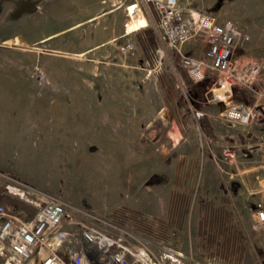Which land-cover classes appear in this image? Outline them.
Returning a JSON list of instances; mask_svg holds the SVG:
<instances>
[{
  "label": "rangeland",
  "instance_id": "rangeland-1",
  "mask_svg": "<svg viewBox=\"0 0 264 264\" xmlns=\"http://www.w3.org/2000/svg\"><path fill=\"white\" fill-rule=\"evenodd\" d=\"M180 3L245 30L234 61L264 57V0ZM132 5L151 20L127 34ZM155 22L144 0H0V205L28 219L55 198L69 205L67 230L95 229L132 253L263 264L250 214L264 191L263 83L237 96L261 108L252 123L225 121L228 91L210 72L192 81L174 51L157 54ZM126 39L133 57L118 51ZM182 49L201 58L205 43Z\"/></svg>",
  "mask_w": 264,
  "mask_h": 264
},
{
  "label": "built area",
  "instance_id": "built-area-1",
  "mask_svg": "<svg viewBox=\"0 0 264 264\" xmlns=\"http://www.w3.org/2000/svg\"><path fill=\"white\" fill-rule=\"evenodd\" d=\"M144 1L156 14V53L174 51L180 66L194 82L202 81L208 72L215 74L217 78L212 86L228 91L223 112L225 121L251 124L257 113L256 103L250 105L231 99L234 87L254 91L258 83H263L258 97L264 94V57L242 65L234 61L238 45L250 38L245 30L231 20L217 22L207 12L186 10L180 0ZM194 38L205 43L201 58L182 51L183 45ZM118 51L125 57L136 54L135 45L129 39L118 46ZM223 155L231 159L236 150L225 148ZM260 176L264 182V164ZM68 207L62 200L49 198L38 205L31 218L23 219L0 205V264H197L170 248L161 247L156 255L149 247L132 253L118 243L107 242L95 229L82 226L78 234L71 232L65 228L69 224ZM250 214L262 229L264 250V198L252 204ZM80 240L86 245L77 247Z\"/></svg>",
  "mask_w": 264,
  "mask_h": 264
},
{
  "label": "bare ground",
  "instance_id": "bare-ground-1",
  "mask_svg": "<svg viewBox=\"0 0 264 264\" xmlns=\"http://www.w3.org/2000/svg\"><path fill=\"white\" fill-rule=\"evenodd\" d=\"M126 10L128 11V16H129V20L125 24V31L127 34H131L133 32H136L140 29L147 27L148 23H147L146 18L142 14L141 15L139 14L140 10H137V13H136L135 5L130 6Z\"/></svg>",
  "mask_w": 264,
  "mask_h": 264
},
{
  "label": "trees",
  "instance_id": "trees-1",
  "mask_svg": "<svg viewBox=\"0 0 264 264\" xmlns=\"http://www.w3.org/2000/svg\"><path fill=\"white\" fill-rule=\"evenodd\" d=\"M146 32L150 33L149 29H147ZM152 33H153V37H154V39H155V34H154L153 30H152ZM154 39H153V40H154ZM150 43H152V44L154 45V43L152 42V39H151ZM203 81H204V80H203ZM203 81H200V82H203ZM211 83H212V82H211ZM199 86H200V85H199ZM232 95H233V100H234V101H237V102H243L242 99L238 100V99H237V96H238V95H244V96H246V95H247V91H246V89L244 90L243 88H240V87H234V88L232 89ZM234 95H236V97H235Z\"/></svg>",
  "mask_w": 264,
  "mask_h": 264
},
{
  "label": "crops",
  "instance_id": "crops-1",
  "mask_svg": "<svg viewBox=\"0 0 264 264\" xmlns=\"http://www.w3.org/2000/svg\"><path fill=\"white\" fill-rule=\"evenodd\" d=\"M125 11H126V9H125ZM146 20H147V22H150L151 19L147 16ZM143 29H144V28H143ZM243 62H244V61H239V62H237V63H239V64H243ZM245 62H246V61H245ZM260 193H261V191H260V189H258L257 194H260ZM261 196H262V198H264V191L262 192Z\"/></svg>",
  "mask_w": 264,
  "mask_h": 264
},
{
  "label": "water",
  "instance_id": "water-1",
  "mask_svg": "<svg viewBox=\"0 0 264 264\" xmlns=\"http://www.w3.org/2000/svg\"><path fill=\"white\" fill-rule=\"evenodd\" d=\"M257 110H258V111H261V108L258 107ZM263 264H264V263H263Z\"/></svg>",
  "mask_w": 264,
  "mask_h": 264
}]
</instances>
